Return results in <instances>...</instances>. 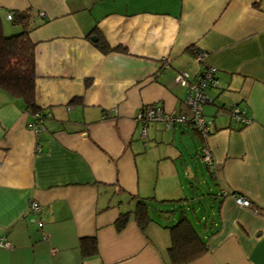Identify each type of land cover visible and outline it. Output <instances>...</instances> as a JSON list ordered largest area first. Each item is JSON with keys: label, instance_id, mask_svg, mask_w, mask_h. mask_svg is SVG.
Masks as SVG:
<instances>
[{"label": "crops", "instance_id": "obj_1", "mask_svg": "<svg viewBox=\"0 0 264 264\" xmlns=\"http://www.w3.org/2000/svg\"><path fill=\"white\" fill-rule=\"evenodd\" d=\"M21 10L46 117L35 134L21 99L0 89V237L10 243L0 264H171L168 225L180 210L192 212L206 250L178 264H264V0H0L5 33L20 30L6 13ZM90 33L124 49L103 53ZM205 66L219 84L203 105L207 137L188 123L149 122L143 133L142 105L190 116L175 76ZM140 199L152 217L143 230L132 214ZM155 203L175 210L155 213ZM121 212L130 214L117 231ZM83 237L95 238L94 254L81 253Z\"/></svg>", "mask_w": 264, "mask_h": 264}, {"label": "trees", "instance_id": "obj_2", "mask_svg": "<svg viewBox=\"0 0 264 264\" xmlns=\"http://www.w3.org/2000/svg\"><path fill=\"white\" fill-rule=\"evenodd\" d=\"M10 20L11 24L20 27V30L13 33H5L0 19V89L7 91L14 97L20 98L25 110L31 114L40 113L44 121L46 115L35 104L34 100V43L29 37V29L26 23L27 13L24 10L14 11ZM91 33L89 35L94 45L103 53L113 49H124L120 47L112 48L101 35L98 33L91 35ZM198 133L201 134L199 131ZM149 205V200H137L132 211L135 222L142 230L152 218L149 212ZM154 209L157 210V213L159 211L167 213L175 210L167 208L161 210L155 205ZM129 214V212L118 214L114 221L117 231L125 227ZM168 228L171 243L167 249V254L171 264L190 261L206 250L205 241L195 230L191 220L183 213V210H180L176 221L168 225ZM79 246L83 256L92 255L96 252V240L94 237L81 238Z\"/></svg>", "mask_w": 264, "mask_h": 264}, {"label": "built area", "instance_id": "obj_3", "mask_svg": "<svg viewBox=\"0 0 264 264\" xmlns=\"http://www.w3.org/2000/svg\"><path fill=\"white\" fill-rule=\"evenodd\" d=\"M43 15V12H40ZM6 18L11 19V14L6 13ZM263 32H264V19H263ZM204 56V52L197 50L194 53L196 60H201ZM175 79L178 83L186 85L187 95L185 98V104L190 110V116L185 114L166 111L162 106L158 104H145L142 105L135 114V119L142 122L144 133V126L149 122H161L165 126L170 127L176 123H188L191 127L201 133L206 138L211 131V123L206 120L203 114V105L209 100L207 95V89L210 87H218V81L215 76V68L211 66H205L196 76L192 79H188L185 71L177 72ZM231 119L238 125L244 126L249 122V118L245 114V109L238 105H232L230 108ZM33 119L27 124V127L31 129L35 134L44 128L43 118L40 113H34ZM36 150L39 151V144L36 143ZM199 156L206 164H211L212 154L210 148L205 144L199 151ZM234 199L237 204L242 206H249L250 202L247 198L235 195ZM42 209L41 204L37 200H31L29 203V210L33 212H40ZM38 224L42 222L39 219ZM0 246L9 247L10 243L4 238L0 237Z\"/></svg>", "mask_w": 264, "mask_h": 264}, {"label": "rangeland", "instance_id": "obj_4", "mask_svg": "<svg viewBox=\"0 0 264 264\" xmlns=\"http://www.w3.org/2000/svg\"><path fill=\"white\" fill-rule=\"evenodd\" d=\"M203 168H204V171H206V167H205V165H203ZM204 182L202 183V185H201V188H202V191H201V193H204V195L201 197V203L204 205V208H205V210H206V213H208L209 212V210H208V200H209V197L210 196H208L207 195V193H206V190H207V187H206V184H204V183H208L209 182V179H208V177L206 176V177H204ZM206 181V182H205ZM205 197V198H204ZM207 198H208V200H207ZM157 208H160V204H158V203H155L154 204ZM162 208H167V206H163ZM155 213H157V210H155ZM187 214H188V216H189V218L191 219V220H193V221H195L194 220V216H193V214H192V212L190 211V210H187ZM200 214H201V211H199L198 213H197V217H199L200 216Z\"/></svg>", "mask_w": 264, "mask_h": 264}]
</instances>
